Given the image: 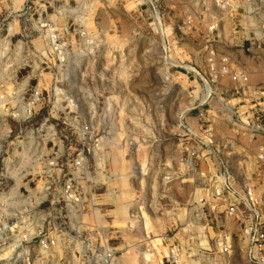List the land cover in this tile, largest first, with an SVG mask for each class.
<instances>
[{
  "label": "clouds",
  "instance_id": "clouds-1",
  "mask_svg": "<svg viewBox=\"0 0 264 264\" xmlns=\"http://www.w3.org/2000/svg\"><path fill=\"white\" fill-rule=\"evenodd\" d=\"M255 113L264 0H0V264H264Z\"/></svg>",
  "mask_w": 264,
  "mask_h": 264
},
{
  "label": "built area",
  "instance_id": "built-area-1",
  "mask_svg": "<svg viewBox=\"0 0 264 264\" xmlns=\"http://www.w3.org/2000/svg\"><path fill=\"white\" fill-rule=\"evenodd\" d=\"M196 111L197 110L194 109L193 112H192V114H196ZM254 115H256L257 117H259L261 120H264V114L255 113ZM240 207H241V209H243L244 206L241 204ZM224 209H225V206L224 205H220V214L221 215H224L225 214ZM209 227L211 228V225ZM213 231H214V229H213ZM262 232H264V230H262ZM231 239H232V237H229V240L230 241H231Z\"/></svg>",
  "mask_w": 264,
  "mask_h": 264
},
{
  "label": "rangeland",
  "instance_id": "rangeland-1",
  "mask_svg": "<svg viewBox=\"0 0 264 264\" xmlns=\"http://www.w3.org/2000/svg\"><path fill=\"white\" fill-rule=\"evenodd\" d=\"M176 143H177V144H179V143H180V140H179V138H177V139H176ZM187 182H188L187 180H185V181H184V183H187ZM146 215H147V214H146Z\"/></svg>",
  "mask_w": 264,
  "mask_h": 264
}]
</instances>
